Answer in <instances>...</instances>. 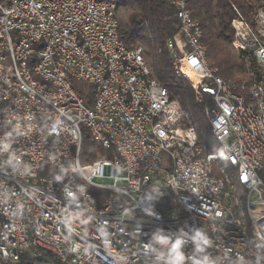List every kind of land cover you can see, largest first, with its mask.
Masks as SVG:
<instances>
[{
  "label": "built area",
  "instance_id": "built-area-1",
  "mask_svg": "<svg viewBox=\"0 0 264 264\" xmlns=\"http://www.w3.org/2000/svg\"><path fill=\"white\" fill-rule=\"evenodd\" d=\"M163 1L173 70L209 96L234 169L125 43L118 0H0V264H264V0L252 22L236 7L231 21L232 46L259 69L247 96L207 55L189 1ZM83 130L110 156L82 162Z\"/></svg>",
  "mask_w": 264,
  "mask_h": 264
},
{
  "label": "trees",
  "instance_id": "trees-1",
  "mask_svg": "<svg viewBox=\"0 0 264 264\" xmlns=\"http://www.w3.org/2000/svg\"><path fill=\"white\" fill-rule=\"evenodd\" d=\"M134 3L132 12L128 17V22L119 25V33L127 45H132L135 38L141 32L148 30L155 35V42L160 47V52L154 60V71L152 74L166 85L171 93V97H177L185 109H188L193 117L201 116L205 118L203 112L204 102L209 100L205 95L203 101L196 97V91L190 81L184 77L177 76L173 70L171 57L166 45L167 39L172 37L178 30L177 18L174 9L163 0H118ZM191 14L198 19L202 25V41L206 46V52L210 59H213L219 67V74L225 79H234L236 83L244 80L237 78L235 71L245 69L242 57L247 55L244 51H239L236 56L230 49L234 36V28L231 24L232 18L236 15V7L249 22H252L253 14L258 6V0H188ZM242 56V57H241ZM254 63V62H253ZM254 72L259 73L255 64ZM244 93L248 95V86L251 81H245ZM78 92L84 96L85 101L92 100L91 89L85 90L82 85L74 84ZM198 109L200 111H198ZM206 119V118H205ZM209 132L212 131L209 126ZM213 135V134H212ZM96 145L90 134L83 130L82 147L88 152L89 147ZM96 155H85V160H94ZM264 178V168L259 171Z\"/></svg>",
  "mask_w": 264,
  "mask_h": 264
},
{
  "label": "rangeland",
  "instance_id": "rangeland-1",
  "mask_svg": "<svg viewBox=\"0 0 264 264\" xmlns=\"http://www.w3.org/2000/svg\"><path fill=\"white\" fill-rule=\"evenodd\" d=\"M134 6H135L134 3H132V2L119 1L118 16H119V20H120L121 25H124L125 23L128 22V17L130 15V13L132 12ZM133 45H141L143 47L144 56H145L146 61L149 64V66L151 67L152 72H153L154 71V60L156 59V55L158 54V52H160V47L155 42V35L148 30H144L141 32L140 36L135 38ZM229 47H230L231 51L236 56H238V54H240V52L237 49H235L232 46V44ZM211 60L213 62H215L213 59H211ZM242 60L244 62L245 69L242 71H238V73H237V71H235L234 72V74L236 73L235 77L242 78V80H244L243 82H245V81L246 82L247 81L252 82L253 78L256 76V73L254 72L255 62L252 60V58H250V56L248 54L244 55L242 57ZM231 80H234V79H231ZM181 106H182V104H181ZM182 108H183L184 112L186 113L185 119L187 121L191 120V123H193L196 126V129H197L198 134H199L200 142L202 144H204L205 146H209V147L213 146L212 147L213 150H215L217 152L215 154V157L218 160V164H220L221 166H223L227 170H233L234 167L230 164V162L228 161V159L224 155V152H223L221 145L217 142V140L214 138V136L209 132V124H208L207 120L205 119L206 117L205 118L202 117L200 112H198L197 117H193L191 112L188 109H185L183 106H182ZM198 111H200V110L198 109ZM86 151L87 150H85L84 146H83V148L81 149V153H80V157H81L82 162H91L92 161V160H85V155H90V156L96 155V157H97L100 154H105L107 156H110L109 150L103 148L99 144H96L94 146L89 147L88 152H86ZM105 170L107 172L108 167H105ZM94 180L96 182L103 183V184H108V183L112 182V178H110V177H97ZM118 183L123 184L124 180H119ZM92 191L98 196L99 199H102V197L106 193V190L101 189V188L93 189ZM238 191H240V196L242 198H245V193L241 187L238 188Z\"/></svg>",
  "mask_w": 264,
  "mask_h": 264
},
{
  "label": "clouds",
  "instance_id": "clouds-1",
  "mask_svg": "<svg viewBox=\"0 0 264 264\" xmlns=\"http://www.w3.org/2000/svg\"><path fill=\"white\" fill-rule=\"evenodd\" d=\"M70 195H72V194L70 193ZM197 236L199 237L200 234L197 233ZM155 238L157 240H162L164 243H167L168 242L166 238H164L162 236H159V235H157ZM182 243H183V241L180 238H178L175 241L174 246L172 247L171 255L168 257V259L170 261H172V260H175L176 262H180L181 261V252H180V249H181ZM146 247H150V246H146Z\"/></svg>",
  "mask_w": 264,
  "mask_h": 264
}]
</instances>
